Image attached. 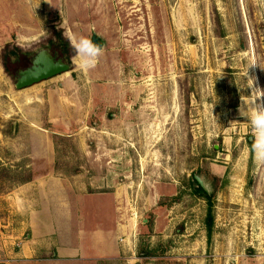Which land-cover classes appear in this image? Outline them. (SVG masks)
<instances>
[{
	"label": "rangeland",
	"instance_id": "1",
	"mask_svg": "<svg viewBox=\"0 0 264 264\" xmlns=\"http://www.w3.org/2000/svg\"><path fill=\"white\" fill-rule=\"evenodd\" d=\"M58 31L96 36L97 66L17 90L5 49ZM252 59L264 0H0V264H264Z\"/></svg>",
	"mask_w": 264,
	"mask_h": 264
},
{
	"label": "clouds",
	"instance_id": "2",
	"mask_svg": "<svg viewBox=\"0 0 264 264\" xmlns=\"http://www.w3.org/2000/svg\"><path fill=\"white\" fill-rule=\"evenodd\" d=\"M66 38L74 52V60L81 71L87 72L94 69L103 55V48L86 36L77 37L73 33H68ZM259 66L264 70V66L252 59L248 64L245 73V79L250 82V87L240 88L238 91L250 89V100L246 101L243 96L240 97L241 103L237 108L238 115L245 119L251 126L253 141L250 151L254 160L264 165V88L258 85L257 78L249 75V69ZM207 187V186H206Z\"/></svg>",
	"mask_w": 264,
	"mask_h": 264
},
{
	"label": "water",
	"instance_id": "3",
	"mask_svg": "<svg viewBox=\"0 0 264 264\" xmlns=\"http://www.w3.org/2000/svg\"><path fill=\"white\" fill-rule=\"evenodd\" d=\"M93 42L99 44L98 38L94 37ZM70 67L71 64L57 59L56 56H53L47 50H41L33 56L31 64L27 68L18 71L16 74L15 87L17 90L29 88L37 83L69 72L71 70ZM195 180L207 194H210L209 187L205 184L203 179L195 176Z\"/></svg>",
	"mask_w": 264,
	"mask_h": 264
},
{
	"label": "trees",
	"instance_id": "4",
	"mask_svg": "<svg viewBox=\"0 0 264 264\" xmlns=\"http://www.w3.org/2000/svg\"><path fill=\"white\" fill-rule=\"evenodd\" d=\"M55 40H51V51L50 53L53 56H56L57 59L63 60L65 63L71 64V57L74 56V52L69 45L68 40L64 39L61 32L54 33ZM33 56L29 55L28 52H23L19 48L14 49H5L2 56V64L5 72L11 77H15L17 72L26 68L27 64ZM32 177L28 175L22 180V183L31 182ZM194 186H192L195 193L202 195L208 202L211 200L210 194H207L193 179ZM195 187V188H194ZM209 230L211 229V225L208 226Z\"/></svg>",
	"mask_w": 264,
	"mask_h": 264
},
{
	"label": "crops",
	"instance_id": "5",
	"mask_svg": "<svg viewBox=\"0 0 264 264\" xmlns=\"http://www.w3.org/2000/svg\"><path fill=\"white\" fill-rule=\"evenodd\" d=\"M44 182V181H43ZM38 184H39V182H38ZM40 188H38V190H39ZM41 213H44V212H41ZM74 251V249H72V250H69L68 252H66V253H64V254H67V256H69V255H72V254H69V253H72ZM64 254H61V255H64ZM72 257V256H71Z\"/></svg>",
	"mask_w": 264,
	"mask_h": 264
},
{
	"label": "flooded vegetation",
	"instance_id": "6",
	"mask_svg": "<svg viewBox=\"0 0 264 264\" xmlns=\"http://www.w3.org/2000/svg\"><path fill=\"white\" fill-rule=\"evenodd\" d=\"M94 37H96V36H93V38H94ZM93 38H92V40H93ZM99 42H100V41H99ZM37 53H38V52H37ZM37 53H36V54H37ZM36 54H35V55H36ZM35 55H34V56H35Z\"/></svg>",
	"mask_w": 264,
	"mask_h": 264
}]
</instances>
